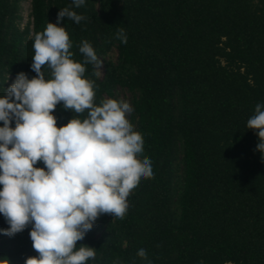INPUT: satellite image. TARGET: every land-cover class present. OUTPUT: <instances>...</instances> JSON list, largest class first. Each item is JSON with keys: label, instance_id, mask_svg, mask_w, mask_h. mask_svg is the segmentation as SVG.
<instances>
[{"label": "trees", "instance_id": "obj_1", "mask_svg": "<svg viewBox=\"0 0 264 264\" xmlns=\"http://www.w3.org/2000/svg\"><path fill=\"white\" fill-rule=\"evenodd\" d=\"M19 5L0 0V96L18 73L37 76L34 36L70 7L87 17L60 22L71 58L84 62L86 40L104 61L102 76L85 64L94 103L106 94L119 100V86L131 90L129 122L144 139L138 158L152 161L154 177H141L124 217L102 213L77 241V249L95 248L86 264H264V159L258 130L247 128L264 104V0H85L79 8L73 0H31L32 26L24 28L16 23ZM121 28L127 44L116 38ZM113 47L116 59L108 55ZM53 115L62 127L87 110L76 114L60 102ZM35 167L46 169L42 160ZM0 222V260L25 264L39 255L34 223L9 237L1 213ZM141 248L147 260L137 255Z\"/></svg>", "mask_w": 264, "mask_h": 264}, {"label": "clouds", "instance_id": "obj_2", "mask_svg": "<svg viewBox=\"0 0 264 264\" xmlns=\"http://www.w3.org/2000/svg\"><path fill=\"white\" fill-rule=\"evenodd\" d=\"M73 4L79 8L85 0ZM65 17L76 24L87 19L70 7L60 8L57 22L34 36L31 69L37 76L18 73L0 96V213L10 225L2 231L13 237L34 223L30 238L39 255L28 257L25 264H86L95 259V248L77 249V241L102 213L123 218L127 198L141 177H154L150 158H138L144 139L127 118L133 111L130 103L115 98L94 103V81L84 73L85 64H99L97 54L85 40L79 47L84 62L71 58L69 34L60 24ZM116 38L128 42L123 28ZM44 66L51 70V79L45 78ZM60 102L76 114L87 110L86 118L78 115L58 127L53 111ZM247 128L258 130L256 150L264 159V104L256 105ZM41 160L46 169L35 167ZM137 255L148 259L143 248Z\"/></svg>", "mask_w": 264, "mask_h": 264}, {"label": "rangeland", "instance_id": "obj_3", "mask_svg": "<svg viewBox=\"0 0 264 264\" xmlns=\"http://www.w3.org/2000/svg\"><path fill=\"white\" fill-rule=\"evenodd\" d=\"M256 1V0H255ZM17 17H16V23L19 25L21 28L26 27L28 24L32 26V15H31V0H20V5L19 9L17 11ZM118 54L117 47H113L108 55L110 58L116 59ZM98 73L102 76L104 74V61L99 60V64L97 65ZM116 92V97L119 98V100H125L132 105V96L133 92L125 87L119 86L115 90ZM108 98H114L113 96L106 94L105 95V100ZM128 120L130 121V115L131 112L126 114ZM1 190V189H0ZM3 216V214L1 213ZM1 224V222H0ZM95 227H98V234L101 232V230L104 228V226H101L100 224L95 225Z\"/></svg>", "mask_w": 264, "mask_h": 264}]
</instances>
